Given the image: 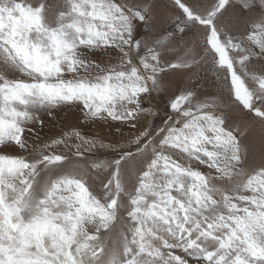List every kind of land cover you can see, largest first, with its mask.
<instances>
[{
    "label": "snow or ice",
    "instance_id": "1",
    "mask_svg": "<svg viewBox=\"0 0 264 264\" xmlns=\"http://www.w3.org/2000/svg\"><path fill=\"white\" fill-rule=\"evenodd\" d=\"M0 61V264H264V0H0Z\"/></svg>",
    "mask_w": 264,
    "mask_h": 264
},
{
    "label": "rangeland",
    "instance_id": "2",
    "mask_svg": "<svg viewBox=\"0 0 264 264\" xmlns=\"http://www.w3.org/2000/svg\"><path fill=\"white\" fill-rule=\"evenodd\" d=\"M33 2H35V0H33ZM62 2L63 0H47V3L53 10ZM140 32L143 33V29H140ZM4 72H5V69H4L3 62L0 61V73H4ZM192 78L196 80L198 79V81L202 84V86L199 88L200 90L205 92L206 89L204 90V87L207 88L208 90L210 88H213L214 90L212 91L215 92L216 89L213 86L214 76L212 75L210 71L202 69V70L197 71L195 74L191 73L189 79H192ZM187 83H189L188 79H187ZM203 83H207L205 84L206 86L204 85L203 87ZM160 103L162 105L164 101L161 100ZM81 116L82 114L79 112L78 109H71V110L58 113L55 121H52L46 118V121H47L46 127L43 130H40L39 132L41 139H44L48 136H52L53 134H58L61 132L62 129L67 130L68 126L81 124L82 121L78 119V117H81ZM83 131H85L88 134L108 135L111 130L108 128L107 125L88 124L87 126L83 128ZM255 134L259 135L258 127L255 130Z\"/></svg>",
    "mask_w": 264,
    "mask_h": 264
},
{
    "label": "crops",
    "instance_id": "3",
    "mask_svg": "<svg viewBox=\"0 0 264 264\" xmlns=\"http://www.w3.org/2000/svg\"><path fill=\"white\" fill-rule=\"evenodd\" d=\"M189 83H191V84H193V85H196L198 88H200L201 86H202V84L198 81V79L196 80V79H189ZM205 84H207V83H203V87H204V85ZM206 86V85H205ZM206 89V90H205ZM204 90H205V92L206 93H212L213 91L212 90H214L213 88H210L209 90L207 89V88H205L204 87ZM209 91H211V92H209ZM216 91V90H215ZM214 93V92H213Z\"/></svg>",
    "mask_w": 264,
    "mask_h": 264
},
{
    "label": "trees",
    "instance_id": "4",
    "mask_svg": "<svg viewBox=\"0 0 264 264\" xmlns=\"http://www.w3.org/2000/svg\"><path fill=\"white\" fill-rule=\"evenodd\" d=\"M190 74H191V73H190ZM190 74H188V76L184 78V82H185V83H187V79H188V82H189Z\"/></svg>",
    "mask_w": 264,
    "mask_h": 264
}]
</instances>
